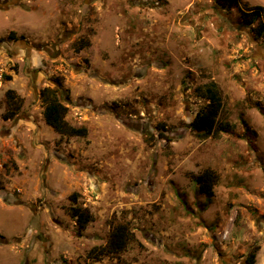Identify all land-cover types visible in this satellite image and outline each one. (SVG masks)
Here are the masks:
<instances>
[{
  "label": "rangeland",
  "instance_id": "rangeland-1",
  "mask_svg": "<svg viewBox=\"0 0 264 264\" xmlns=\"http://www.w3.org/2000/svg\"><path fill=\"white\" fill-rule=\"evenodd\" d=\"M0 5V264H246L254 247L264 264V0ZM210 84L224 131L204 139L189 124ZM46 87L85 136L46 125ZM117 226L127 246L102 255Z\"/></svg>",
  "mask_w": 264,
  "mask_h": 264
},
{
  "label": "trees",
  "instance_id": "trees-1",
  "mask_svg": "<svg viewBox=\"0 0 264 264\" xmlns=\"http://www.w3.org/2000/svg\"><path fill=\"white\" fill-rule=\"evenodd\" d=\"M214 2L220 4L221 6L232 7L237 3V0H213ZM261 8L252 9L249 12L243 14L244 19L247 21L245 24L251 26L260 17ZM243 19V20H244ZM258 36L264 35V26L259 25L256 29ZM13 34H9L11 39ZM6 81H10L11 77L5 76ZM59 87L54 88H43L39 92V96L44 104L43 108V118L47 126H49L54 132L61 136L68 137H83L86 135V130L83 128H73L66 121L67 109L65 105L62 104L58 97ZM5 103L7 107L16 108L15 112L20 108L18 99L14 96L12 90H6ZM67 99L66 97H64ZM204 98L208 101L206 107L199 111L191 123L189 124V129L195 132L198 136L206 139L209 137H215L219 131H224L218 129V115L221 109V100L217 93L214 91V86L211 84L206 86L204 89ZM9 120V118H7ZM218 181V175L215 171L207 168L204 169L198 176L195 177L194 182L197 184L198 192L207 198L213 196V187ZM71 218L74 219L75 224L79 229L84 230L88 223L92 221V216L87 214L84 210L80 208H73L70 212ZM128 230L125 226L115 227L110 235L108 242L100 250L102 255L109 254L114 255L122 252L129 242ZM258 247L251 248L245 257L246 264H254Z\"/></svg>",
  "mask_w": 264,
  "mask_h": 264
},
{
  "label": "water",
  "instance_id": "water-1",
  "mask_svg": "<svg viewBox=\"0 0 264 264\" xmlns=\"http://www.w3.org/2000/svg\"><path fill=\"white\" fill-rule=\"evenodd\" d=\"M3 7H4V6H1V5H0V9L3 8Z\"/></svg>",
  "mask_w": 264,
  "mask_h": 264
},
{
  "label": "flooded vegetation",
  "instance_id": "flooded-vegetation-1",
  "mask_svg": "<svg viewBox=\"0 0 264 264\" xmlns=\"http://www.w3.org/2000/svg\"><path fill=\"white\" fill-rule=\"evenodd\" d=\"M18 41V40H17ZM17 41H15V42H17ZM66 100V99H65Z\"/></svg>",
  "mask_w": 264,
  "mask_h": 264
}]
</instances>
